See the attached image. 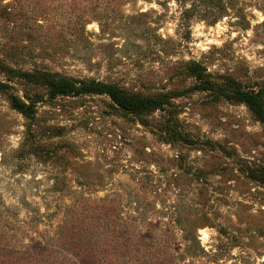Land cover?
<instances>
[{"label":"rangeland","instance_id":"rangeland-1","mask_svg":"<svg viewBox=\"0 0 264 264\" xmlns=\"http://www.w3.org/2000/svg\"><path fill=\"white\" fill-rule=\"evenodd\" d=\"M189 60L264 91V0H0V80L44 98L27 117L0 91V264H264V124L245 103L194 90L132 114L24 75L156 96L196 82Z\"/></svg>","mask_w":264,"mask_h":264},{"label":"trees","instance_id":"trees-1","mask_svg":"<svg viewBox=\"0 0 264 264\" xmlns=\"http://www.w3.org/2000/svg\"><path fill=\"white\" fill-rule=\"evenodd\" d=\"M205 69L206 68L198 61L189 60L185 62V70L195 78L196 82L187 88L174 92V94L156 96H139L107 82L96 80L77 81L50 72H25L24 75L46 86L49 99H53L60 95H80L88 93L105 94L121 110L132 114H142L161 108L174 96L186 94L194 90H208L245 103L253 115L264 124V91L246 89L240 82L231 78H227L222 82H215L211 80L210 75ZM7 87L8 85L0 80V91L7 94L10 106L27 117L33 114L35 105L44 99L43 96L36 95L35 97H27V100H22L20 97L7 92ZM196 241L199 245V240L197 238ZM187 254L193 257L201 256L206 254V251L200 247L197 251L188 250Z\"/></svg>","mask_w":264,"mask_h":264},{"label":"bare ground","instance_id":"bare-ground-1","mask_svg":"<svg viewBox=\"0 0 264 264\" xmlns=\"http://www.w3.org/2000/svg\"><path fill=\"white\" fill-rule=\"evenodd\" d=\"M203 234H205V233L203 232Z\"/></svg>","mask_w":264,"mask_h":264}]
</instances>
